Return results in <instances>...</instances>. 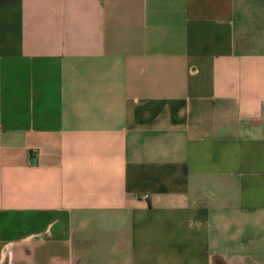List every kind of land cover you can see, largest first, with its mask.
<instances>
[{
  "label": "crops",
  "instance_id": "0c3cea01",
  "mask_svg": "<svg viewBox=\"0 0 264 264\" xmlns=\"http://www.w3.org/2000/svg\"><path fill=\"white\" fill-rule=\"evenodd\" d=\"M0 264H264V0H0Z\"/></svg>",
  "mask_w": 264,
  "mask_h": 264
},
{
  "label": "built area",
  "instance_id": "2783aa9c",
  "mask_svg": "<svg viewBox=\"0 0 264 264\" xmlns=\"http://www.w3.org/2000/svg\"><path fill=\"white\" fill-rule=\"evenodd\" d=\"M145 197H147V195Z\"/></svg>",
  "mask_w": 264,
  "mask_h": 264
}]
</instances>
